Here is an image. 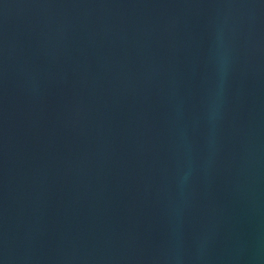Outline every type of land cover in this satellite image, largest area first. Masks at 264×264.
<instances>
[{
  "label": "water",
  "instance_id": "95a60500",
  "mask_svg": "<svg viewBox=\"0 0 264 264\" xmlns=\"http://www.w3.org/2000/svg\"><path fill=\"white\" fill-rule=\"evenodd\" d=\"M0 264H264V0H0Z\"/></svg>",
  "mask_w": 264,
  "mask_h": 264
}]
</instances>
